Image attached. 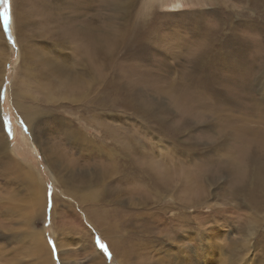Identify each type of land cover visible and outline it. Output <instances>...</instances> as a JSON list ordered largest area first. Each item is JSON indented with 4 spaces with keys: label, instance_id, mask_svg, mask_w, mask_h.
<instances>
[{
    "label": "rangeland",
    "instance_id": "rangeland-1",
    "mask_svg": "<svg viewBox=\"0 0 264 264\" xmlns=\"http://www.w3.org/2000/svg\"><path fill=\"white\" fill-rule=\"evenodd\" d=\"M81 1L32 0L20 20L10 0L7 30L0 15V125L14 159L7 176L0 163V264H264V171L253 177L264 150L240 151L264 136V0ZM86 21L116 42L105 79L81 49ZM16 30L33 60L18 58ZM16 99L43 126L29 129ZM67 120L93 149L56 140ZM72 172L87 184L68 183ZM141 238L158 244L148 256L132 252ZM110 245L132 253L122 261Z\"/></svg>",
    "mask_w": 264,
    "mask_h": 264
},
{
    "label": "bare ground",
    "instance_id": "bare-ground-1",
    "mask_svg": "<svg viewBox=\"0 0 264 264\" xmlns=\"http://www.w3.org/2000/svg\"><path fill=\"white\" fill-rule=\"evenodd\" d=\"M125 1V0H124ZM128 3L130 0H127ZM126 2V1H125ZM252 2V0L250 1ZM82 5L85 6V7H89L90 4H97L98 7H103L104 8V3L108 4L109 5V0H83L81 1ZM259 12H261L260 14H264V1L263 2H259ZM33 5L34 3L32 4V0H15V6H16V10L18 11V14H17V19L19 18L20 20H22L23 18H31V15H32V8H33ZM61 6V5H60ZM94 6V5H93ZM84 8V7H83ZM122 9H124V7L122 6L121 7ZM25 9V10H24ZM56 11V10H55ZM126 11V10H125ZM52 13V11H51ZM239 14H241V12H238ZM86 16V15H85ZM264 16V15H263ZM83 17V16H82ZM229 18V17H228ZM91 19V18H90ZM89 19V20H90ZM223 19V18H222ZM86 20V19H85ZM218 20V19H217ZM229 20V19H228ZM92 21V20H91ZM90 21V23H91ZM222 22V21H221ZM30 24V23H29ZM220 24V27H221V30L222 32L224 31H227L226 27L223 26L224 22L222 23H219ZM242 25V24H241ZM20 26L23 28L22 30L25 31V24L21 22ZM25 26V27H24ZM243 26V25H242ZM261 26V25H260ZM259 26V27H260ZM257 28V27H256ZM249 30L251 31H254L255 28H254V25H250V27H248ZM102 26L101 25H94V22H92V24H89L87 21L85 24L82 25L81 27V40H82V47L81 49L83 50V52L85 53V58L86 60L88 61V65L90 66L91 64V67L93 68V70H96V73H98L99 76L102 75L103 76V73L106 72V66L108 64V54H109V51L111 50V47L116 45V42H115V39H110L107 37V35H103L102 34ZM249 32V31H248ZM250 33V32H249ZM257 35L259 36L258 40L260 39V34H264V29H260L258 31H256ZM53 36H56L55 35V31L52 33ZM21 34H19V32L16 30V41H17V44H18V48L20 49L19 51V54H18V58L20 59L22 57V54H21V51H26L27 54H28V59L31 60L32 57H33V45L31 44L30 40L28 39H21L20 38ZM126 36V35H125ZM220 37V36H219ZM72 38V37H71ZM73 39V38H72ZM71 39V40H72ZM125 39V38H123ZM0 40L2 41V34H1V31H0ZM73 42V41H72ZM260 41H258L257 43H259ZM2 45H3V42H2ZM5 45V44H4ZM4 47V46H3ZM261 49V48H260ZM260 51V50H259ZM57 52V51H56ZM261 52V51H260ZM57 54V53H56ZM260 54V53H259ZM1 55V53H0ZM60 55V54H59ZM36 58V57H35ZM33 60V59H32ZM160 62V61H159ZM87 63V62H86ZM162 63V62H161ZM160 63V64H161ZM52 65H55L54 63H51ZM165 64V63H164ZM196 66H198V63L196 62L195 64ZM163 67V66H161ZM28 69V68H27ZM160 69V68H159ZM166 69V68H165ZM108 74V72H107ZM105 79V77H104ZM102 81V80H101ZM107 81V80H106ZM105 82V80H104ZM103 83V82H102ZM107 83V82H106ZM117 87V86H116ZM44 89H46V86L44 87ZM50 89V88H49ZM106 89V88H104ZM15 95L14 96H18V94L14 93ZM20 98V96H18ZM49 98L52 99V96H51V93L49 94ZM103 99V98H102ZM108 99V98H107ZM22 100V99H21ZM19 100V99H16V102L14 103V106L15 108L19 111V113L21 114L22 116V120L24 121V123L30 128H34V131H36L37 129V126L40 125V126H43L44 124V121H43V117H42V114L41 113H38V112H35V111H32L30 110V108L28 106H25L24 105V100ZM28 103V102H27ZM31 107V106H30ZM94 108V107H93ZM21 111V112H20ZM44 120H46V118L44 117ZM68 123H69V120H67ZM1 123V121H0ZM41 130V129H40ZM72 131H73V127L70 125L69 123V127L67 130L64 131L62 137H59V136H56V140L58 139L61 142H63L64 140L69 144L70 148H75V145H79V144H83L84 147L87 148L88 151H90L91 149H93V146L95 145L94 142L92 141H89L86 139V137H76L75 136H79V135H73L72 134ZM50 133V132H49ZM48 133V134H49ZM53 134H55V132H53ZM50 135V134H49ZM54 136V135H52ZM52 138V137H51ZM35 141V140H34ZM37 142V141H36ZM252 145H255L259 148H261L262 150H264V136L263 137H260L258 139H254V138H251V139H247L245 140L243 143H241V148H240V151L243 152V153H249L247 152V149L249 147H251ZM54 146V144H53ZM56 146V145H55ZM8 142H7V137L5 136V133L2 131L1 129V125H0V155H1V160H0V163H1V166H2V175L3 176H7L9 173H8V170L11 169V167L13 166V160H12V157L11 155L9 154V149H8ZM69 148V147H68ZM78 149H80L78 147ZM100 149V147H99ZM81 151V149L79 150ZM178 155L180 156H184V152L182 150H179V152L177 153ZM14 158V157H13ZM54 163H56L55 161L53 162V165H55ZM0 166V167H1ZM14 167V166H13ZM55 169H57V167L55 166L54 167ZM112 168V167H111ZM76 169V167H75ZM85 169V168H84ZM261 171H264V168L260 169V171H257L253 174V177L256 181H261V178H260V173ZM28 177L29 179L31 177H33V171H31V169L29 170V172H27ZM26 174V176H27ZM166 175V174H165ZM115 176V175H114ZM181 176V175H180ZM86 177V176H85ZM185 177V176H184ZM26 179V177H25ZM68 179V178H67ZM69 181L68 183H70L72 186L75 187L74 183L75 184H78L79 185H85L87 184V181H84V179L82 178H75L74 177V174L72 172V174L69 176ZM78 181V182H77ZM31 182V180H30ZM35 180L33 181V185L37 187V190L38 188L40 187H43V186H40V183L38 184V180H37V183L35 184ZM30 184V185H32ZM88 186V185H87ZM91 186V185H90ZM200 187V186H199ZM198 187V188H199ZM4 188V187H3ZM6 188V187H5ZM80 188V186H79ZM8 189V188H7ZM42 189V188H41ZM43 191V190H41ZM197 191V190H196ZM40 192V191H39ZM39 192H37L36 194L38 195ZM44 192V191H43ZM68 191H66V194H67ZM240 192H244L246 194V197H248L249 201H251L252 203L254 202V200L256 199V197L254 196H251V195H248L246 193V190L244 187H240V188H235L234 190V193H240ZM35 193V192H34ZM70 193V192H69ZM198 193V192H197ZM71 195V194H69ZM118 195V194H117ZM54 196V195H53ZM235 199V198H234ZM195 201V199H194ZM98 202V201H97ZM257 202L254 204L256 205ZM261 207V206H260ZM251 211V210H250ZM90 213V212H89ZM254 214V213H253ZM252 214V215H253ZM251 215V214H250ZM251 215V216H252ZM73 217V216H72ZM253 217V216H252ZM122 219V218H121ZM96 221V220H95ZM182 221V220H181ZM114 222V221H113ZM93 223V222H92ZM115 223V222H114ZM128 223H130V221L128 220ZM178 223V222H177ZM182 223V222H181ZM180 223V224H181ZM99 225V224H98ZM131 225V223H130ZM124 227V226H123ZM228 227V226H227ZM125 228V227H124ZM97 229V228H96ZM127 229V228H126ZM254 228H250V231H249V234L248 236L251 234L252 230ZM100 230V229H99ZM102 230V229H101ZM132 230V229H131ZM136 230V229H135ZM168 231V228L166 229ZM133 231V230H132ZM140 233V232H139ZM43 234V233H42ZM126 238V237H125ZM132 238V236H131ZM148 238V237H147ZM146 238V239H147ZM139 239V238H137ZM130 240V239H129ZM142 240V238L140 239V241L138 243H136L135 246L132 247V252L134 251V249H138L140 248L141 246L142 249H141V253L142 255L144 256H148L145 254L144 250L148 247H157L158 244L156 243L155 245V241H146V242H142L140 243ZM143 241H144V238H143ZM110 242V241H108ZM124 242V241H123ZM210 243V242H209ZM219 245V243H217ZM123 246V245H122ZM109 248V247H108ZM39 249V247H38ZM129 249V250H128ZM120 250V249H119ZM110 251L113 253V254H116L118 256V258H120L122 261H124L126 259V253L127 252H130V248L128 247H124L121 252L118 253L117 251V248H115L113 245H110ZM147 251V250H146ZM40 252V251H39ZM148 252V251H147ZM157 252V251H156ZM50 254V253H49ZM203 254V253H202ZM100 256V255H99ZM139 256V255H137ZM142 256V257H143ZM141 257V255H140ZM141 257V260H143V258ZM130 258V257H129ZM149 259V258H148ZM147 259V260H148ZM140 261V259H139ZM138 261V262H139ZM119 264H122V262H120V260L118 261ZM50 263V261H49Z\"/></svg>",
    "mask_w": 264,
    "mask_h": 264
},
{
    "label": "snow or ice",
    "instance_id": "snow-or-ice-1",
    "mask_svg": "<svg viewBox=\"0 0 264 264\" xmlns=\"http://www.w3.org/2000/svg\"><path fill=\"white\" fill-rule=\"evenodd\" d=\"M0 3H3V11L0 13L3 17V24L5 27V30L8 29L10 23H11V7H10V0H0ZM96 244L100 249H102L105 253H108L107 245L104 244L99 237L96 239ZM53 251H55V246L53 245ZM110 255V254H109Z\"/></svg>",
    "mask_w": 264,
    "mask_h": 264
}]
</instances>
